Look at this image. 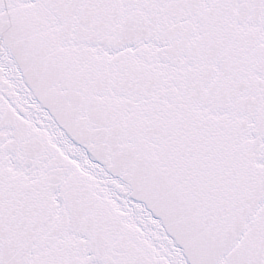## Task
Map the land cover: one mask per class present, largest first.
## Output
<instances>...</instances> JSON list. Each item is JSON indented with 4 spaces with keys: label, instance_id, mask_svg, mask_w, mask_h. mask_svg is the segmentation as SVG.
Masks as SVG:
<instances>
[{
    "label": "snow or ice",
    "instance_id": "snow-or-ice-1",
    "mask_svg": "<svg viewBox=\"0 0 264 264\" xmlns=\"http://www.w3.org/2000/svg\"><path fill=\"white\" fill-rule=\"evenodd\" d=\"M0 264H264V0H0Z\"/></svg>",
    "mask_w": 264,
    "mask_h": 264
}]
</instances>
